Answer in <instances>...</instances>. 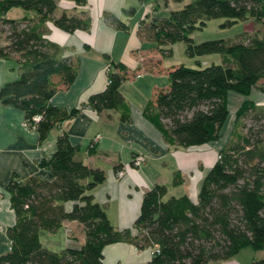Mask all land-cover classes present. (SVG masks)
Instances as JSON below:
<instances>
[{
	"label": "trees",
	"instance_id": "obj_1",
	"mask_svg": "<svg viewBox=\"0 0 264 264\" xmlns=\"http://www.w3.org/2000/svg\"><path fill=\"white\" fill-rule=\"evenodd\" d=\"M171 1L182 4L181 8L142 20L139 39L154 43L161 57L171 55L162 48L184 42L188 57L218 54L220 60L168 67L167 85L147 100L143 117L169 145L202 146L221 138L230 114L229 94L243 97L235 111L234 139L218 150L195 200L187 194L167 197L166 185L154 184L143 194L132 228H115L104 206L89 193L104 181V171L84 164L80 146L62 131L52 155L37 161L38 167L49 172L48 178H20L13 173L5 186L15 221L5 231L7 250L0 254V264H103V248L117 242L150 249L145 264H220L245 247L264 250V105L249 97L254 89L264 94V36L199 43L190 37L209 19H224L222 28L249 18L264 22V0ZM56 7L57 0H0V39L5 42L0 45V58L14 60L19 72L0 87V102L22 111L39 141L85 106L97 114L117 111L120 121H129L130 106L120 92L127 68L120 62L109 63L104 89L81 106L67 109L51 104L57 91L74 82L77 65L61 55L62 47L44 37L43 25L52 20L56 27L73 32L88 29L90 23L88 16L62 13L53 17ZM12 8H20L22 15L7 17ZM113 23L124 28L117 20ZM181 183L177 171L172 184ZM68 202H73L70 210ZM73 220L84 235L81 245L54 251L42 244L40 232L56 233ZM251 263L264 264V258L253 257Z\"/></svg>",
	"mask_w": 264,
	"mask_h": 264
},
{
	"label": "crops",
	"instance_id": "obj_2",
	"mask_svg": "<svg viewBox=\"0 0 264 264\" xmlns=\"http://www.w3.org/2000/svg\"><path fill=\"white\" fill-rule=\"evenodd\" d=\"M173 3L171 0L166 4L163 0H86L83 5H77L73 0H57L53 17L62 13L88 16L90 23L88 29L73 32L56 27L52 20L43 25L44 37L62 47L61 55L70 57L77 65L74 82L57 91L51 104L67 109L81 106L91 94L104 89L109 63L120 62L127 68L120 92L130 106V120L120 121L119 112L114 110L97 114L85 106L39 141L37 131L25 123L22 111L0 102V254L7 250L5 231L15 221L5 191L10 176L16 173L20 178L29 175L48 178L49 172L38 167L37 161L52 155L55 139L62 131L73 144L80 146L84 164L104 171V181L89 193L104 206L115 228H132L143 194L154 184L166 185L168 193V183H173L177 171L181 173L182 183L176 187L183 191L181 194L195 200L201 179L212 165L209 159L222 147L223 139L187 148L169 145L142 115L147 100L158 88L166 87L168 67L154 43L139 39L137 29L142 20L166 15L173 9ZM21 15L12 17L7 13L9 18ZM113 20L124 24V28L116 27ZM4 43L0 39V45ZM18 73L14 60L0 58V87L16 79ZM134 155L143 157L139 166L131 164ZM121 169L124 176L117 178L115 173ZM72 205L73 202H68L67 210ZM74 229L77 233L72 232ZM42 232L50 242H43ZM42 232V244L54 251L79 246L84 241L75 220L66 221L56 233ZM102 252L103 264H145L151 255L150 249L139 250L126 242L108 244Z\"/></svg>",
	"mask_w": 264,
	"mask_h": 264
},
{
	"label": "rangeland",
	"instance_id": "obj_3",
	"mask_svg": "<svg viewBox=\"0 0 264 264\" xmlns=\"http://www.w3.org/2000/svg\"><path fill=\"white\" fill-rule=\"evenodd\" d=\"M182 4L173 3L171 8L177 9L181 8ZM18 14H22V10L20 8H12L9 11V16L15 17ZM224 22L222 18H215L209 19L206 21L205 26L202 29H197L193 31L190 37L193 39L195 43L202 42L204 40L209 39H236V40H244L248 35H258L264 36V22H256L253 19L249 18L244 21H238L231 27L222 28L221 24ZM4 35V33H3ZM164 52H168L170 50L171 55L166 56L165 63L167 67H171L172 65H179L183 64L189 67H196L197 63H201L203 65L209 64L211 62L218 63L219 62V55L212 54L206 55L202 57H188L185 53V43L184 42H176L172 45H169L168 48H162ZM255 103L259 106L264 105V94L261 93L259 90L254 89L253 92L249 96ZM243 97L230 93L228 96V104H229V117L227 121L223 124L221 128V138L224 142H228L233 137V130H234V116L235 111L240 105ZM251 118L245 119L244 122L246 124L250 123ZM240 129L242 130V126L240 125ZM219 139V140H220ZM218 150L214 153L212 157H210V164H213L214 161L217 159ZM168 193L167 197L170 195H180L183 191H179V187L173 186L170 182L168 183ZM182 188V187H180ZM181 190V189H180ZM76 229V228H75ZM72 230L73 233H77V230ZM46 234L42 232L41 238L43 242H50L45 237ZM50 244V243H49ZM255 257L256 259L264 258V250L255 251L251 247H245L239 251V253L232 259L222 261L220 264H252V258Z\"/></svg>",
	"mask_w": 264,
	"mask_h": 264
},
{
	"label": "built area",
	"instance_id": "obj_4",
	"mask_svg": "<svg viewBox=\"0 0 264 264\" xmlns=\"http://www.w3.org/2000/svg\"><path fill=\"white\" fill-rule=\"evenodd\" d=\"M37 119H38V117H35V120H37ZM98 137H99V135L96 136V138H98ZM142 161H143V157H141L139 155L138 156L134 155L131 159V164L133 166H139L142 163ZM115 174H116L117 178L123 177L124 176V170H122V169L118 170Z\"/></svg>",
	"mask_w": 264,
	"mask_h": 264
}]
</instances>
